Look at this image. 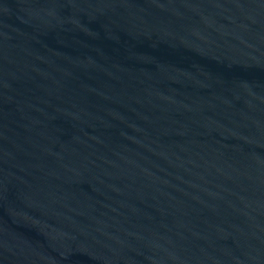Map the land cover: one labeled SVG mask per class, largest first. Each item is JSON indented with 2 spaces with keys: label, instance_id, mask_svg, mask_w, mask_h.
<instances>
[{
  "label": "water",
  "instance_id": "water-1",
  "mask_svg": "<svg viewBox=\"0 0 264 264\" xmlns=\"http://www.w3.org/2000/svg\"><path fill=\"white\" fill-rule=\"evenodd\" d=\"M67 264H264V0H28Z\"/></svg>",
  "mask_w": 264,
  "mask_h": 264
}]
</instances>
